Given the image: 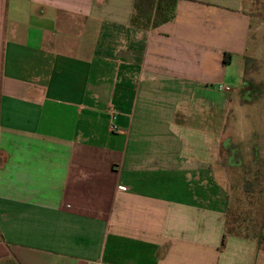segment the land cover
I'll use <instances>...</instances> for the list:
<instances>
[{
	"label": "crops",
	"instance_id": "obj_1",
	"mask_svg": "<svg viewBox=\"0 0 264 264\" xmlns=\"http://www.w3.org/2000/svg\"><path fill=\"white\" fill-rule=\"evenodd\" d=\"M135 2L0 0V264H264L250 235L222 248L197 130L241 84L256 17L178 0L140 27Z\"/></svg>",
	"mask_w": 264,
	"mask_h": 264
},
{
	"label": "rangeland",
	"instance_id": "obj_2",
	"mask_svg": "<svg viewBox=\"0 0 264 264\" xmlns=\"http://www.w3.org/2000/svg\"><path fill=\"white\" fill-rule=\"evenodd\" d=\"M243 2L257 24L250 56L244 58L243 80L231 93L221 94L220 110L213 113L212 107L202 111L198 106L196 122L203 153L215 159V164L205 160L210 172L206 186L220 189L221 207L229 219L264 248V0ZM243 84L249 90L245 96Z\"/></svg>",
	"mask_w": 264,
	"mask_h": 264
},
{
	"label": "trees",
	"instance_id": "obj_3",
	"mask_svg": "<svg viewBox=\"0 0 264 264\" xmlns=\"http://www.w3.org/2000/svg\"><path fill=\"white\" fill-rule=\"evenodd\" d=\"M177 2L178 0H136V15L134 14L132 17V25L142 27V25H148L153 21V25L158 26L164 22L173 20L175 17ZM231 57V53H225L224 65L230 64ZM245 86L247 87V84H243L242 86V93L244 96L249 93V90H247ZM229 236L249 237L247 233L243 232V226L241 224H237L235 221L229 219V212L227 211L225 230L221 245L222 248L226 245V240Z\"/></svg>",
	"mask_w": 264,
	"mask_h": 264
},
{
	"label": "built area",
	"instance_id": "obj_4",
	"mask_svg": "<svg viewBox=\"0 0 264 264\" xmlns=\"http://www.w3.org/2000/svg\"><path fill=\"white\" fill-rule=\"evenodd\" d=\"M218 89L220 91H224V92H231L232 91L231 87H229L228 85H223V84L218 85ZM116 128H117L116 126L113 127L114 130Z\"/></svg>",
	"mask_w": 264,
	"mask_h": 264
}]
</instances>
